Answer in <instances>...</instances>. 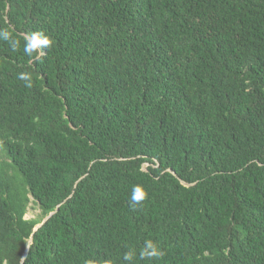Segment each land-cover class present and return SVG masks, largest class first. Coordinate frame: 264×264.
Segmentation results:
<instances>
[{"label":"trees","instance_id":"trees-1","mask_svg":"<svg viewBox=\"0 0 264 264\" xmlns=\"http://www.w3.org/2000/svg\"><path fill=\"white\" fill-rule=\"evenodd\" d=\"M0 31V155L42 217L0 172V264H264V0H0Z\"/></svg>","mask_w":264,"mask_h":264},{"label":"clouds","instance_id":"clouds-1","mask_svg":"<svg viewBox=\"0 0 264 264\" xmlns=\"http://www.w3.org/2000/svg\"><path fill=\"white\" fill-rule=\"evenodd\" d=\"M0 40L6 41L12 51L18 50L20 41L13 39L9 32L0 31ZM52 40L46 36L42 31H35L27 34L24 37L23 51L26 55L32 56L33 53L42 50L43 48L50 47ZM19 79L26 81L28 87H31V76L29 73L21 72ZM147 198V192L142 185H135L131 189L130 204L135 206ZM162 253L156 243L151 240L145 241V247L141 251L140 256L143 258L158 257ZM136 253L134 250H130L124 254L123 259L129 264L133 261ZM21 261L23 259L21 258ZM88 264H94V261H89Z\"/></svg>","mask_w":264,"mask_h":264},{"label":"rangeland","instance_id":"rangeland-1","mask_svg":"<svg viewBox=\"0 0 264 264\" xmlns=\"http://www.w3.org/2000/svg\"><path fill=\"white\" fill-rule=\"evenodd\" d=\"M8 169L7 173L15 175V190L13 194L18 198L19 201L23 200L26 204V213L25 218L39 221L41 217V211L38 206H36L31 197L28 195L26 188L24 187L22 177L17 174V172L10 167L5 166V163L2 161V157L0 155V172L5 173Z\"/></svg>","mask_w":264,"mask_h":264},{"label":"water","instance_id":"water-1","mask_svg":"<svg viewBox=\"0 0 264 264\" xmlns=\"http://www.w3.org/2000/svg\"><path fill=\"white\" fill-rule=\"evenodd\" d=\"M40 225V224H39Z\"/></svg>","mask_w":264,"mask_h":264}]
</instances>
